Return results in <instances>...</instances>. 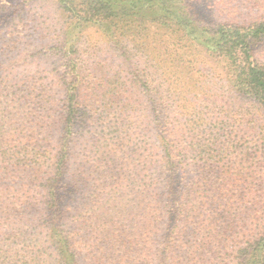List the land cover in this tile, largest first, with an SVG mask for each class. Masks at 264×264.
I'll return each mask as SVG.
<instances>
[{
  "label": "trees",
  "instance_id": "1",
  "mask_svg": "<svg viewBox=\"0 0 264 264\" xmlns=\"http://www.w3.org/2000/svg\"><path fill=\"white\" fill-rule=\"evenodd\" d=\"M59 1L73 74L59 119L35 76L0 81V264H264V20L211 26L192 0ZM149 18L167 43L115 41ZM91 27L126 74L81 52ZM199 46L226 76L196 75ZM81 117L96 131L76 150Z\"/></svg>",
  "mask_w": 264,
  "mask_h": 264
},
{
  "label": "rangeland",
  "instance_id": "2",
  "mask_svg": "<svg viewBox=\"0 0 264 264\" xmlns=\"http://www.w3.org/2000/svg\"><path fill=\"white\" fill-rule=\"evenodd\" d=\"M191 3L195 5L199 17L211 26L224 21L250 25L264 20V0H192ZM68 20L59 0H0V81L11 80L16 75L20 77L25 72L35 76V80L43 82L58 99L53 114L55 120L59 119V107L65 102L66 91L73 78L64 52L57 48V44L63 41ZM129 29L132 30L128 32L129 37L114 38L115 41L121 39L119 44L123 46L132 42H145L155 47V42L167 43L170 39L169 33L159 30L150 18ZM84 31L81 41H84L85 46L81 52L84 49H87V53L103 49L94 60L102 65L115 63L114 69L105 68L101 74L111 71H124L126 74L124 62L127 56L124 50L112 49L110 46L115 47L116 43L98 28L91 27ZM253 50L255 59L264 64V37L254 44ZM197 51L188 57L195 60L196 71H199L196 75L221 73L226 76L224 73L227 71L222 68L223 60L220 61L204 47L199 46ZM90 67L95 66L91 64ZM86 74L94 75L95 72L87 70ZM90 88L91 85L84 82L83 90L88 91ZM225 91L220 87L218 93ZM79 121L78 134L74 137L76 150L82 149L96 131L89 117H81Z\"/></svg>",
  "mask_w": 264,
  "mask_h": 264
}]
</instances>
